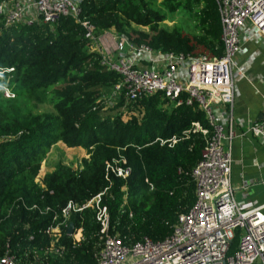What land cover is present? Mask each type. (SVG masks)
Segmentation results:
<instances>
[{
  "label": "trees",
  "instance_id": "1",
  "mask_svg": "<svg viewBox=\"0 0 264 264\" xmlns=\"http://www.w3.org/2000/svg\"><path fill=\"white\" fill-rule=\"evenodd\" d=\"M154 3L82 0L80 17L97 33L112 30L164 53L221 55L214 0L162 2L168 12L187 6L198 20L197 35L160 28L165 14ZM84 33L69 17L54 26L16 24L0 29V71L8 77L1 79V86L14 95L6 99L0 89V257L7 250L20 264H96L101 225L94 207L71 217L74 228L81 230L80 238L73 243L64 229V251L58 255L50 250L46 233L52 214L40 215L31 209L34 205L58 211L70 201L85 205L100 195L110 233L157 242L171 233L178 216L195 201L190 172L205 138L193 124L209 130L205 113L195 105L165 108L160 95L108 104L106 97L120 77L99 65ZM33 96L48 101L53 113H31L23 102ZM172 137L175 144L160 143ZM58 143L84 149L87 158L77 172L56 164L43 176L41 188L35 182L41 164ZM121 158L126 164L120 166L130 169L126 179L106 170L108 163Z\"/></svg>",
  "mask_w": 264,
  "mask_h": 264
},
{
  "label": "built area",
  "instance_id": "2",
  "mask_svg": "<svg viewBox=\"0 0 264 264\" xmlns=\"http://www.w3.org/2000/svg\"><path fill=\"white\" fill-rule=\"evenodd\" d=\"M221 25L222 53L192 56L164 53L145 44H135L112 30L97 33L96 28L82 19V0H0V29L16 24L31 26L41 23L56 25L62 18H72L85 31L84 38L91 52L99 56V65L119 75L120 80L110 89L107 103L121 98L136 102L160 95L171 108L197 106L208 120L210 129L194 123L195 131L205 138L200 159L190 172L195 185V201L191 208L178 216L171 233L162 241L143 237L131 241L127 236L110 233L105 207H100V195L85 205L68 202L58 211L49 206L31 207L40 215L52 214V225L46 230L51 237L50 250L61 255L62 231L71 217L87 207L96 209L101 225L96 264H264V218L260 208L239 206L230 185V145L235 136L231 126L225 131L216 122L215 105H232L234 88L232 72L240 48L239 32L249 22L264 38V0H214ZM6 98L14 95L2 87ZM248 132L264 140V117L253 123ZM176 138L162 141L175 144ZM121 158L106 165L121 179L130 169ZM81 169V168H80ZM79 169V171H80ZM35 182L43 188L42 181ZM126 204V198H124ZM8 207L6 216L11 213ZM1 213V210H0ZM131 217V214H129ZM81 230L73 228L67 236L77 242ZM58 245V247H55ZM0 264H20L7 250Z\"/></svg>",
  "mask_w": 264,
  "mask_h": 264
},
{
  "label": "crops",
  "instance_id": "3",
  "mask_svg": "<svg viewBox=\"0 0 264 264\" xmlns=\"http://www.w3.org/2000/svg\"><path fill=\"white\" fill-rule=\"evenodd\" d=\"M239 40L232 72L233 103L212 109L216 122L225 131L231 126L235 134L230 145L233 198L239 206L260 208L264 218V140L248 132L264 117V38L247 22Z\"/></svg>",
  "mask_w": 264,
  "mask_h": 264
},
{
  "label": "rangeland",
  "instance_id": "4",
  "mask_svg": "<svg viewBox=\"0 0 264 264\" xmlns=\"http://www.w3.org/2000/svg\"><path fill=\"white\" fill-rule=\"evenodd\" d=\"M163 1L164 0H154V6L159 11L163 12V14H165V20L159 24L160 28L169 31L177 29L189 35H197L200 33L198 20L194 16L193 12L187 8V6L182 4V6L175 11L168 12L166 11L165 6L162 4ZM138 30L146 31L147 28L138 27ZM3 78L6 80L8 79V77H5L4 72L0 71V89H2L1 79ZM4 88H6L5 84ZM2 96L6 98L4 91ZM23 106L30 110L33 114L53 113V108L48 101H43L41 98L35 96L30 97L27 101L23 102ZM165 108H169V106L166 105ZM85 157H87V154L84 149L67 148L65 145L58 143L56 146L52 147L49 153L46 155L45 160L41 164L40 173L37 178H39V181L41 182L43 176L47 172L52 171L58 163H63L77 172L81 168V160Z\"/></svg>",
  "mask_w": 264,
  "mask_h": 264
},
{
  "label": "water",
  "instance_id": "5",
  "mask_svg": "<svg viewBox=\"0 0 264 264\" xmlns=\"http://www.w3.org/2000/svg\"><path fill=\"white\" fill-rule=\"evenodd\" d=\"M73 228H74V225H73L72 222H70L69 225H68V228H67V233L68 234H72Z\"/></svg>",
  "mask_w": 264,
  "mask_h": 264
}]
</instances>
